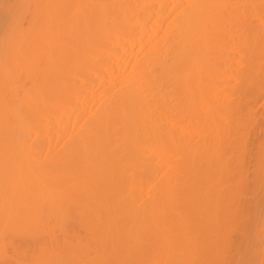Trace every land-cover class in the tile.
<instances>
[{
	"label": "bare ground",
	"instance_id": "1",
	"mask_svg": "<svg viewBox=\"0 0 264 264\" xmlns=\"http://www.w3.org/2000/svg\"><path fill=\"white\" fill-rule=\"evenodd\" d=\"M262 99L264 0H0V264H264Z\"/></svg>",
	"mask_w": 264,
	"mask_h": 264
},
{
	"label": "rangeland",
	"instance_id": "2",
	"mask_svg": "<svg viewBox=\"0 0 264 264\" xmlns=\"http://www.w3.org/2000/svg\"><path fill=\"white\" fill-rule=\"evenodd\" d=\"M262 101H263V103H264V99H262ZM262 101H260V104H259V107H261V111H262V108H263L262 106H264V105L261 103ZM261 105H262V106H261ZM259 107H258V108H259ZM259 110H260V108H259ZM259 110H258V111H259ZM261 111H260V112H261ZM260 117H261V116H260ZM262 118H263V117H261V120H262ZM263 121H264V120H263ZM263 121H262L261 124H259L261 121H259V123H257V124L259 125V127L264 125V122H263ZM259 127H258V129H257V132H258V133H256V135L253 134L254 137H253V135H251V136H252V137L250 138L251 140H252V138H253V140L255 139L254 141H257V142H258V139H259V141H260L261 138H262L261 141L263 140V135H262V137H261V134L259 133ZM256 128H257V127H256ZM262 129H263V131H261V132H262V134H263V133H264V127H262L261 130H262ZM255 131H256V130H255ZM254 133H255V132H254ZM255 136H256V137H255ZM251 142H252V141H250V143H251ZM252 144H255V142H252ZM253 146H254V145H253ZM251 151H253V150H251ZM253 152H254V151H253ZM253 152L251 153V156H252ZM251 156H250V157H251ZM250 157H249V158H250ZM252 157H253V156H252ZM252 159L254 160V158H250V159H248V161H247L248 163H246V165H248V166H246V167H247V169H250V170H249L250 172L252 171V166H253V163H254V162H252ZM250 164H251V165H250ZM250 172H248V174H249L248 176H249V177H251V174H252V173H250ZM263 175H264V174H263ZM262 178L264 179L263 176H262ZM263 179H262V180H263ZM262 183H264V181H262ZM263 186H264V185H261V186L259 187V189H258V190H259V193L257 192V194L254 193V195H252V196L248 195L249 198L247 197L248 200L250 199V197H251V198L254 197V198H252L253 200L250 199V201H248V200H247V201H248V202H251V201H252V202L249 203V204H251L252 206H255L256 209H257V210H255L256 213L258 212V215L260 214V216H257V214H256V215L254 214L255 216H254L253 218H256V216H257V217H261V216H262L261 213L263 212V211H262V210H263L262 208H263L264 203H262V201H261V202H260V205H256L258 202H255V201L263 200V198H262V191H263V189H264V188L262 189ZM260 188H261V189H260ZM258 190H257V191H258ZM260 190H261V191H260ZM255 194H256L257 196H256ZM246 196H247V195H246ZM260 198H262V199H260ZM254 199H255V200H254ZM257 199H259V200H257ZM253 201H254V202H253ZM255 203H256V204H255ZM253 204H255V205H253ZM261 205H262V206H261ZM260 206H261L262 208H261ZM257 207H258V208H257ZM259 208H261V209H259ZM248 211H249V210H248ZM250 213L253 214L252 211H250ZM250 213H249V214H250ZM250 216H251V215H250ZM249 226H250V225H249ZM246 228H247V229H246L247 231H246L245 234H247L246 236L248 237V236H250V235H248V234H250L251 232H249V229H250V228L248 229V226H247ZM247 232H248V233H247ZM245 234H244V236H245ZM251 236H252V234H251ZM247 237H246V238H247ZM252 237H253V236H252ZM252 237H250V238H252ZM248 238H249V237H248ZM250 238H249V239H250ZM7 252H10V250H8Z\"/></svg>",
	"mask_w": 264,
	"mask_h": 264
}]
</instances>
